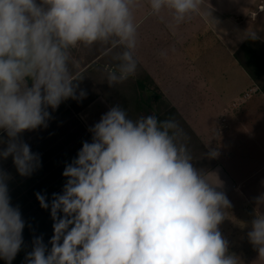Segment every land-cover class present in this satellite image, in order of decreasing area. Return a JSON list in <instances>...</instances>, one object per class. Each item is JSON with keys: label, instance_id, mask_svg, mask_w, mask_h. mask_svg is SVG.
Masks as SVG:
<instances>
[{"label": "clouds", "instance_id": "1", "mask_svg": "<svg viewBox=\"0 0 264 264\" xmlns=\"http://www.w3.org/2000/svg\"><path fill=\"white\" fill-rule=\"evenodd\" d=\"M201 3L148 0L150 14L162 21L166 14L172 30ZM138 5L139 0H0V131L6 134L0 136V159L11 157L21 177L41 166L22 134L47 127L49 108L87 96L73 72L72 49L104 46L116 62L106 71L110 86L135 75ZM88 130L91 142L84 141L64 168L62 194L53 193L49 205L36 193L40 206L51 209L54 234L50 250L42 237L34 238L27 264H238L218 229L231 203L193 166L174 119H132L113 105ZM10 179L0 169V259L6 264L21 250L25 227L19 206L11 204ZM247 236L264 260V215L251 221Z\"/></svg>", "mask_w": 264, "mask_h": 264}, {"label": "crops", "instance_id": "2", "mask_svg": "<svg viewBox=\"0 0 264 264\" xmlns=\"http://www.w3.org/2000/svg\"><path fill=\"white\" fill-rule=\"evenodd\" d=\"M169 19L151 15L148 0H139L137 62L203 146L218 151L206 177L231 203L218 225L228 253L238 264H264L247 236L251 221L264 215V202H258L264 196V94L235 58L249 36L264 43V0H202L175 30L167 26ZM95 47L82 62L104 60L97 55L103 46ZM119 105L136 119L133 106ZM110 107L100 97L78 115L91 137L88 129ZM152 114L143 107L144 116ZM189 140L194 166L193 138L183 133L180 142Z\"/></svg>", "mask_w": 264, "mask_h": 264}, {"label": "trees", "instance_id": "3", "mask_svg": "<svg viewBox=\"0 0 264 264\" xmlns=\"http://www.w3.org/2000/svg\"><path fill=\"white\" fill-rule=\"evenodd\" d=\"M118 50L119 49H117V51ZM101 54L105 55L104 60L98 63L86 61L85 63H81V67L73 69L74 75L81 78L80 81H78L79 89L91 93V97L79 101L71 98L63 101L56 110H52V117L50 120L58 114H63V119L74 118V115L78 116L89 104L100 97L105 98L111 106L121 103L133 106V112L136 118L143 115V107L146 106L161 120L174 119L182 128L184 134H190V136H192L194 151L197 147L198 151H200L204 157L213 158L208 155L209 151L196 138L181 116L170 106L164 95L159 91L155 82L148 76L138 62L135 75L129 77L123 83L110 86L106 81V71L114 67L116 62L112 59V54H106L104 46L97 55ZM235 58L251 80L258 86L259 90L264 94V43L254 36H249L236 52ZM79 89L77 94L79 93ZM74 127L78 129V132L82 133L83 141L79 142L76 148H72L71 150L73 151L69 153L62 155L58 153L54 164L50 168L48 166L43 167L47 154L45 155V151H42L39 147H37V150L36 148L30 147L33 153H38L39 156L43 153V155L40 156L41 166L29 177H21L18 174L12 158L8 161L0 159V169L6 171L11 176V179L8 181L11 204L13 206H19L22 219L25 222L22 233L23 241L25 242L29 241L33 243L34 238L42 237L43 243L49 247L51 246L49 241L54 234V222L50 214L51 209L50 207L45 209L40 206L36 198V193L45 195L49 205L51 204L53 193L62 194L63 186L67 179L62 175L66 164L71 163V161L77 157L78 151L82 148V143L84 141L91 142L92 138L83 125L79 121H76V119L72 120L68 131ZM0 136L6 138V134L2 131H0ZM183 144L186 145L191 155V140L188 141V144L185 141ZM0 147L2 146L0 145ZM74 151L77 152L75 153ZM47 153H49L50 156L51 154L53 155L51 151ZM194 159L196 158L194 157ZM2 162H5L4 166L1 165ZM215 165V161L213 160L212 165L203 173L206 174L213 169ZM5 168L8 170H5ZM60 215H62V213ZM23 256L24 253L22 257ZM22 260L25 261V258Z\"/></svg>", "mask_w": 264, "mask_h": 264}, {"label": "rangeland", "instance_id": "4", "mask_svg": "<svg viewBox=\"0 0 264 264\" xmlns=\"http://www.w3.org/2000/svg\"><path fill=\"white\" fill-rule=\"evenodd\" d=\"M96 50L97 48L95 47V45L91 47L78 45L76 48L72 49L71 58L72 61L75 62V67L73 69H75L76 67H81V63H85L82 62L81 59L83 58L85 59L87 56L91 55L92 53L94 54ZM91 95H92L91 93H87L86 98L91 97ZM52 110L53 109L51 108L48 109L50 114L52 113ZM62 116L63 114H58L56 117L52 118L51 120L49 119L47 121V127L41 126L35 130L25 131L22 134V139L25 142H27L31 148H36L37 150V147H39V149L45 151L44 152L45 155L47 154L45 165L43 167L48 166L50 168L54 164L56 155H58V153L60 155L69 153L73 151L71 150L72 148L75 149L76 146L79 144V142L83 141V137H82L83 135H81L82 133L78 132L77 128L74 127L68 131V128H70V124L73 119L79 121L78 116L74 115L73 116L74 118H69V119L66 118L63 119ZM46 151L47 152L51 151L53 155L51 154L50 156L49 153H47ZM74 152L76 153L77 151ZM42 155L43 153L40 154V156ZM193 157L196 158L194 159L195 160L194 163L197 164V168L201 172L207 170L212 165L214 160L213 158L212 160L211 158L204 157V155L200 151H198V149L194 151ZM10 158L11 157H9L6 161H8ZM4 164L5 162L1 163L2 166H4ZM196 164L194 165V167L196 166ZM5 170L8 169L5 168ZM32 247H33V243H30L29 241L26 242L24 241V243L21 246V250L18 252V254L16 255L15 259L11 262V264H27L26 255L27 253L32 251ZM47 247L49 250L51 249V246L50 247L47 246ZM23 253L24 256L22 257ZM24 258L25 261L22 260ZM0 264H6V261L0 259Z\"/></svg>", "mask_w": 264, "mask_h": 264}, {"label": "built area", "instance_id": "5", "mask_svg": "<svg viewBox=\"0 0 264 264\" xmlns=\"http://www.w3.org/2000/svg\"><path fill=\"white\" fill-rule=\"evenodd\" d=\"M254 16V15H253ZM257 91V89H253V90H251L248 94H246L244 97H243V99L244 100H246V99H248L249 97H250V93H254V92H256Z\"/></svg>", "mask_w": 264, "mask_h": 264}]
</instances>
